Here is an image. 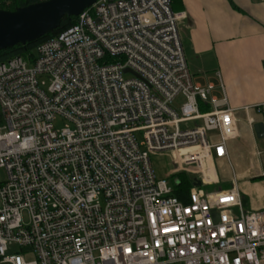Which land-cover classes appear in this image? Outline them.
Listing matches in <instances>:
<instances>
[{
  "label": "built area",
  "instance_id": "1",
  "mask_svg": "<svg viewBox=\"0 0 264 264\" xmlns=\"http://www.w3.org/2000/svg\"><path fill=\"white\" fill-rule=\"evenodd\" d=\"M186 19L170 0H96L0 63V264L261 263L264 210L247 211L235 183L202 189L236 110L192 85ZM241 110L264 116V103ZM163 154L176 168L159 179L150 158ZM178 173L201 182L186 203Z\"/></svg>",
  "mask_w": 264,
  "mask_h": 264
},
{
  "label": "crops",
  "instance_id": "2",
  "mask_svg": "<svg viewBox=\"0 0 264 264\" xmlns=\"http://www.w3.org/2000/svg\"><path fill=\"white\" fill-rule=\"evenodd\" d=\"M177 9L187 16L179 38L192 85L211 87L209 99L221 98L223 90L236 110L238 136L226 143L228 159L212 163L211 186L228 190L235 183L247 211L264 210V180L253 181L264 175V139H257L253 130L255 124L264 127V116L241 110L264 103V0H180ZM246 156L249 168L232 172L231 181L221 184L215 165L231 166V160ZM212 167L202 170L213 174Z\"/></svg>",
  "mask_w": 264,
  "mask_h": 264
},
{
  "label": "water",
  "instance_id": "3",
  "mask_svg": "<svg viewBox=\"0 0 264 264\" xmlns=\"http://www.w3.org/2000/svg\"><path fill=\"white\" fill-rule=\"evenodd\" d=\"M96 0H44L13 11L0 10V51L33 43L57 29L64 17L76 18ZM257 139H264L262 124L253 126ZM194 187H200L197 178H190ZM217 219V216H213Z\"/></svg>",
  "mask_w": 264,
  "mask_h": 264
},
{
  "label": "trees",
  "instance_id": "4",
  "mask_svg": "<svg viewBox=\"0 0 264 264\" xmlns=\"http://www.w3.org/2000/svg\"><path fill=\"white\" fill-rule=\"evenodd\" d=\"M40 1L41 0H0V5H1L0 9L13 11L15 8L26 7L29 5L39 3ZM170 2H171L172 11L173 12L177 11L178 10L177 6L180 5V0H170ZM75 21L76 18L74 17L71 18L64 17L61 20L60 25L57 29L45 35L44 37L38 39L37 41L33 43L25 44L24 46L17 45L11 49L0 51V63L12 59L13 57H17V56L23 57L28 55L30 51L33 50V48L36 47L38 44L45 42L50 38L60 34L64 30L71 27L75 23ZM255 180H264V175L262 177L253 179V181ZM177 182L178 183L173 186V195L176 196L182 202L186 203V195L191 188L190 179L187 178L184 174H180L177 179Z\"/></svg>",
  "mask_w": 264,
  "mask_h": 264
},
{
  "label": "rangeland",
  "instance_id": "5",
  "mask_svg": "<svg viewBox=\"0 0 264 264\" xmlns=\"http://www.w3.org/2000/svg\"><path fill=\"white\" fill-rule=\"evenodd\" d=\"M6 11H8V10H6ZM127 77H129V75L124 76V78H127ZM182 103H183V99L181 96H179L173 101L172 107L175 110H179ZM54 127L56 129L62 128L63 127L62 121L60 119H57L54 122ZM150 162H151V165L155 171L157 178H159V179L164 178L168 172H170L171 170L176 168L175 164L172 163L171 157L167 154L151 156ZM251 164L252 163L248 160V158L246 156L245 159L244 158H236L235 160H231V166H229L227 164L224 166H220L219 164H216L215 167H216V172L218 173V175L222 181L221 184H225V183H228L227 181H231L232 172L235 174L236 172H238L240 170H245V169L249 168V166ZM180 174H183V173H178V174L171 176V178L168 181L170 183L175 182L178 179ZM184 175L187 178H189V176H187L186 174H184ZM221 188L222 187H220V186H208V187H203L202 189L206 193H212V192L218 191ZM24 220L27 222L26 212L24 214ZM16 250H17L16 247H12L10 249L11 252H15ZM26 259L32 260L31 256H28Z\"/></svg>",
  "mask_w": 264,
  "mask_h": 264
}]
</instances>
